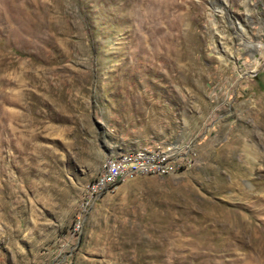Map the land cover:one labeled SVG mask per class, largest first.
I'll return each mask as SVG.
<instances>
[{
    "label": "rangeland",
    "instance_id": "rangeland-1",
    "mask_svg": "<svg viewBox=\"0 0 264 264\" xmlns=\"http://www.w3.org/2000/svg\"><path fill=\"white\" fill-rule=\"evenodd\" d=\"M0 264H264V0H0Z\"/></svg>",
    "mask_w": 264,
    "mask_h": 264
},
{
    "label": "built area",
    "instance_id": "built-area-1",
    "mask_svg": "<svg viewBox=\"0 0 264 264\" xmlns=\"http://www.w3.org/2000/svg\"><path fill=\"white\" fill-rule=\"evenodd\" d=\"M192 157H193V152L189 147L178 158L160 159L158 161H153V165H143L142 158L138 160H128V162L126 163L115 162L108 158L103 167V171H104L103 183L99 187H97L96 193H102L104 187H110L119 179H121L123 176L129 175L131 173L164 172L173 169H183L185 161L188 158H192Z\"/></svg>",
    "mask_w": 264,
    "mask_h": 264
},
{
    "label": "bare ground",
    "instance_id": "bare-ground-1",
    "mask_svg": "<svg viewBox=\"0 0 264 264\" xmlns=\"http://www.w3.org/2000/svg\"><path fill=\"white\" fill-rule=\"evenodd\" d=\"M140 158H142V164L143 165H153V161H158L160 159H167V156L163 155V153L162 154L157 153V151L153 152V151L146 150V151L138 152V153H127V154H123V155H119V156L109 157L110 160L115 161V162H119V163H126V162H128V160H138ZM189 159H192V158H188L185 161L184 167H185L186 162ZM105 163H106V160H105ZM105 163H104V165H105ZM173 170H180V169H173ZM173 170H168V171H173ZM168 171L131 173L129 175L123 176L121 179H119L117 182H115L110 187H104L102 193H96L97 187H99L103 183L104 171L102 169L101 174L98 175L97 179L94 180L92 185L89 187V189L87 191V196H86V198L83 199L81 207L85 209L86 207L91 205V203L93 201L99 199L104 193L113 190V188L116 185H118L119 183L123 182L124 180H126L130 177L153 176V175L154 176H161L163 174L165 175V173H167Z\"/></svg>",
    "mask_w": 264,
    "mask_h": 264
}]
</instances>
